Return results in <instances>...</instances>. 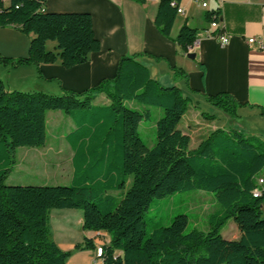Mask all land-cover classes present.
I'll list each match as a JSON object with an SVG mask.
<instances>
[{
	"label": "trees",
	"instance_id": "16d2710c",
	"mask_svg": "<svg viewBox=\"0 0 264 264\" xmlns=\"http://www.w3.org/2000/svg\"><path fill=\"white\" fill-rule=\"evenodd\" d=\"M180 1H158L153 23L165 37ZM45 3L0 0V29L13 27L29 36L26 56H0L1 65L38 66L58 59L71 69L99 51L88 13L46 12ZM203 19L217 22L219 10H207ZM195 36L196 29L183 24L175 41L187 52ZM47 41L55 43L54 50H46ZM138 56H121L113 78L79 93L7 91L0 81V264H65L69 255L49 229L51 210H78L82 230L108 235L96 264H264V188L259 197L252 196L264 172V138L236 130L201 135L197 126L185 125L183 117L191 109L186 98L176 86L152 79ZM199 69L203 74L201 64ZM95 94L107 103L94 104ZM205 100L230 117L242 106L224 92L205 95ZM130 101L142 104L143 111L129 108ZM148 107L162 110L151 148L138 133L140 122L150 118ZM49 111H59L72 123L63 136L71 151L69 184L5 185L15 150L44 145ZM189 190L210 193L220 206L209 216L208 230L185 233L187 219L179 214L166 227L153 223L146 235L143 215L151 201ZM228 221L232 224L222 232ZM83 242V249H94L90 240Z\"/></svg>",
	"mask_w": 264,
	"mask_h": 264
},
{
	"label": "crops",
	"instance_id": "0c3cea01",
	"mask_svg": "<svg viewBox=\"0 0 264 264\" xmlns=\"http://www.w3.org/2000/svg\"><path fill=\"white\" fill-rule=\"evenodd\" d=\"M158 1L140 5L133 0H46V12L88 13L94 37L100 44L99 51L71 69H64L58 59L52 64L15 68L0 63V81L7 91L33 92L39 88L40 92L54 83L59 92L79 93L113 78L121 56L136 54L137 61L159 85L176 86L186 100L195 103V109L183 117L185 125L197 126L201 135L215 130H236L246 136L264 138V0H202L207 6L204 9L194 0H181L183 14L175 19L169 37L163 36L153 23ZM211 9L219 10V23L228 38L224 46L206 35L210 28L203 14ZM183 24L196 29L194 45L187 52L175 41ZM22 35L13 27L0 29V56L14 59L26 56L29 36ZM250 38L259 40L261 48L256 43L249 44ZM54 47L55 43L45 44L48 50ZM188 54L194 57L190 59ZM12 75H16L17 81H11ZM27 78L31 82L25 84ZM222 92L242 104L236 110V117L206 102L205 95ZM93 103L102 105L107 101L102 94H95ZM201 112L213 119H202ZM259 178L264 188V177ZM83 233L86 235L82 241L69 244L57 242L51 234L58 248L69 255L65 264H92L94 249L109 241L102 232L83 230ZM83 238L90 240L94 249H83ZM77 244L82 248L76 249ZM71 257L72 261L68 262Z\"/></svg>",
	"mask_w": 264,
	"mask_h": 264
},
{
	"label": "rangeland",
	"instance_id": "374dc122",
	"mask_svg": "<svg viewBox=\"0 0 264 264\" xmlns=\"http://www.w3.org/2000/svg\"><path fill=\"white\" fill-rule=\"evenodd\" d=\"M24 37V35H22ZM20 43L22 39L19 40ZM54 42L47 41L46 44ZM48 47V45H47ZM48 50V48H46ZM5 57V56H3ZM16 75H12L11 81H17ZM5 81V80H4ZM31 82L27 78L26 83ZM5 83V82H4ZM57 85L52 83L43 93L49 95H61L57 91ZM38 91L39 88H34ZM56 93V94H54ZM188 106L195 109V103L187 100ZM126 105L139 112L144 106L136 101L126 102ZM150 118L143 120L138 125V133L141 141L147 148L155 144V123L162 115V110L156 107H148ZM72 128L69 118L59 111H49L46 114V139L39 148H18L14 152L15 166L5 180V185H68L71 177V151L64 141L63 136ZM194 138L191 139L190 148ZM264 177V173L262 175ZM131 177L126 178V188L129 187ZM116 195V193H111ZM220 210L219 204L213 196L205 191L189 190L175 193L162 199H153L143 217L146 222V235L151 231V225L158 223L163 227L170 224L172 218L182 214L186 216L187 225L185 233L195 229L206 232L208 230L209 216ZM264 210V206H263ZM264 214V212H262ZM49 229L53 238L63 244L82 241L86 235L81 229L82 214L78 210H51L48 214ZM231 221L222 228V232L230 226ZM54 240V241H55ZM72 261V257L68 262Z\"/></svg>",
	"mask_w": 264,
	"mask_h": 264
},
{
	"label": "built area",
	"instance_id": "2783aa9c",
	"mask_svg": "<svg viewBox=\"0 0 264 264\" xmlns=\"http://www.w3.org/2000/svg\"><path fill=\"white\" fill-rule=\"evenodd\" d=\"M1 1H6V0H1ZM146 2L148 1H152V0H145ZM194 2L196 4H199L201 8H206V3H204L202 0H194ZM171 6H175V2H172L171 3ZM176 14L177 15H182L183 14V10L178 7L176 9ZM209 28L210 30H206V35L207 37H214L216 39H218L219 43L221 46H224L228 43V38L226 36V34L224 33V30L223 28L221 27L220 23H219V20L217 22H214V23H209ZM247 42L249 44H253V43H256L258 44V49L261 48V42L259 40H255L254 38H250L247 40ZM194 45V43H193ZM263 185V180L262 179H258L257 180V187L252 191V196L253 197H259L261 195V187ZM95 256L98 257L100 256L101 254V248L100 246H98L97 248H95ZM92 264H96L94 261L92 262Z\"/></svg>",
	"mask_w": 264,
	"mask_h": 264
},
{
	"label": "water",
	"instance_id": "95a60500",
	"mask_svg": "<svg viewBox=\"0 0 264 264\" xmlns=\"http://www.w3.org/2000/svg\"><path fill=\"white\" fill-rule=\"evenodd\" d=\"M187 57L192 59L194 57V55L193 54H188Z\"/></svg>",
	"mask_w": 264,
	"mask_h": 264
}]
</instances>
